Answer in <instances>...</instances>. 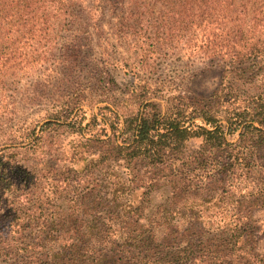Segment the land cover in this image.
<instances>
[{"label": "trees", "instance_id": "obj_1", "mask_svg": "<svg viewBox=\"0 0 264 264\" xmlns=\"http://www.w3.org/2000/svg\"><path fill=\"white\" fill-rule=\"evenodd\" d=\"M112 42L144 67L185 53L219 84L122 116ZM20 104L43 115L24 135L33 155L53 127L76 138L65 169L29 170L0 148V264H264V0H0V116ZM84 106L96 112L82 124ZM89 126L100 129L87 137Z\"/></svg>", "mask_w": 264, "mask_h": 264}, {"label": "rangeland", "instance_id": "obj_2", "mask_svg": "<svg viewBox=\"0 0 264 264\" xmlns=\"http://www.w3.org/2000/svg\"><path fill=\"white\" fill-rule=\"evenodd\" d=\"M102 25L105 31H111V24L107 16L103 18ZM75 27L85 28L83 24L78 23ZM86 28L91 30L88 27ZM63 36L64 34L61 35V37ZM91 44L92 51L86 52L87 54L85 55L95 63L100 58L97 47L98 43L95 37ZM113 44L114 47L111 53L116 56L118 61L112 62L113 65L110 75L113 80L110 82L111 91H109V96L113 97L111 101L117 102V109H119L122 116L132 111L134 112L139 106V102L145 98H149V101H154L162 109L164 106V100L162 98L177 94L208 97L219 84V69L210 67L198 59L189 58L185 53H171L169 51L165 55L154 54L150 57L149 64L144 67V65H136V61L133 60V54H126L124 53L123 47L115 42ZM58 53V50H55L53 54H55V57H59ZM83 69L77 72L78 75L84 73L86 68L83 67ZM63 73L59 72L60 77H63ZM39 75L40 72L36 71L26 81L30 83L38 79ZM78 75L72 85L70 83V77H68V81L62 79L55 83V87H50V91L53 93L52 96H49L50 101H55L59 96L63 95L62 92L69 89L67 86L73 88L77 85L78 80L85 79L84 77L87 76V74H83L78 79ZM48 94L51 95L50 93ZM99 105L103 104L100 103ZM89 108V106H84L87 113L82 124L90 121L92 112H96L94 108L91 110ZM39 116L40 118L43 117L42 112L38 111V108L34 107L30 109L22 104L18 106L14 115L0 116V148L8 147L17 152L19 163L26 165L29 170L46 171L55 165L61 167V169H65L66 166L70 165L71 155L69 154V148L72 145V139L76 137L67 130L64 124L61 127H57L58 129L55 127L48 129L46 134L50 140L46 143L47 146L43 145L39 148L41 150L33 155L30 148H28L24 135L30 123L34 122L35 119H39L36 118ZM43 121L45 120L42 119L39 123L42 124ZM195 121L198 120L195 119ZM96 129H100L99 126L97 128L95 126H89L85 130V135L88 137L90 135L88 133L92 134L95 131H99ZM48 145L52 148H49ZM165 195V192L162 190L152 191V203L163 201ZM255 218L258 219L260 228L257 239V252L262 255L264 254V209L258 210Z\"/></svg>", "mask_w": 264, "mask_h": 264}]
</instances>
